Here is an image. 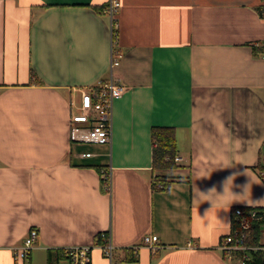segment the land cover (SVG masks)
Returning <instances> with one entry per match:
<instances>
[{"label":"crops","instance_id":"crops-1","mask_svg":"<svg viewBox=\"0 0 264 264\" xmlns=\"http://www.w3.org/2000/svg\"><path fill=\"white\" fill-rule=\"evenodd\" d=\"M109 1L0 0V264H70L101 231L114 262L239 264L219 245L235 208H264V0H120L113 69ZM110 78L111 143L73 144L81 89ZM154 126L175 129L173 169H153ZM90 264L112 262L95 245Z\"/></svg>","mask_w":264,"mask_h":264},{"label":"built area","instance_id":"built-area-1","mask_svg":"<svg viewBox=\"0 0 264 264\" xmlns=\"http://www.w3.org/2000/svg\"><path fill=\"white\" fill-rule=\"evenodd\" d=\"M120 7V0H110L103 9L104 14L110 19L113 44L111 69L119 64L122 57V52L116 47L119 29L118 11ZM125 90L126 86L114 78L101 79L96 84L81 89L80 104L76 108L77 111H73L70 116L71 142L73 144H110L112 140L113 104L117 98L122 96ZM81 155L83 157H90L92 154L85 152ZM182 161L183 158L181 156L175 157L176 163ZM262 176L264 180V172ZM102 178L105 179L104 183L106 185L110 184L109 173H103ZM235 214L240 217L243 216L240 226L238 229L231 230V232L223 237L219 248L230 260L237 254H240L239 264H247L251 258V251L256 249L255 246L246 244L248 231L253 221L261 220L264 217V212L260 208H248V210H245V208L237 207L235 208ZM38 235V230L35 227L31 228L25 236L22 245L16 248V255L27 257L34 247ZM142 241L143 245L149 246L153 250L159 245V238L155 234L145 235ZM95 245H98L102 249L104 255L109 258L112 264H138L137 262L113 261L114 245L108 231L99 232L93 245L71 246L64 249L63 253L67 256L70 264H90L91 251Z\"/></svg>","mask_w":264,"mask_h":264},{"label":"trees","instance_id":"trees-1","mask_svg":"<svg viewBox=\"0 0 264 264\" xmlns=\"http://www.w3.org/2000/svg\"><path fill=\"white\" fill-rule=\"evenodd\" d=\"M152 162L153 169H173L175 168L176 162L175 157L178 155V148L176 143L175 129L170 126H154L152 128ZM100 170V169H99ZM105 171L101 172V176ZM103 183L105 179L102 178ZM153 187L155 189L165 190L168 188V183L158 176L153 178ZM104 187L109 190V185L104 183ZM264 212V208H260ZM248 210V208H245ZM246 215V214H245ZM244 215V218H245ZM243 216H237L235 210L232 216V230L238 229ZM264 226V217L261 220L253 221L250 230L248 231V236L246 239V244L250 246H260V232ZM59 254V252H57ZM56 253V254H57ZM53 253L50 252V255ZM54 255V254H53ZM62 255L63 251H62ZM57 257V256H55ZM137 255L136 251L132 248L127 249L123 262H136ZM247 264H264V250L258 248V250L251 251V258L248 260Z\"/></svg>","mask_w":264,"mask_h":264},{"label":"rangeland","instance_id":"rangeland-1","mask_svg":"<svg viewBox=\"0 0 264 264\" xmlns=\"http://www.w3.org/2000/svg\"><path fill=\"white\" fill-rule=\"evenodd\" d=\"M261 171L264 172V161L263 164L261 165Z\"/></svg>","mask_w":264,"mask_h":264}]
</instances>
